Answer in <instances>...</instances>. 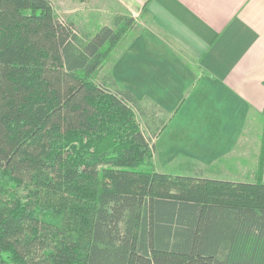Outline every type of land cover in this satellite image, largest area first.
Segmentation results:
<instances>
[{"label": "trees", "instance_id": "16d2710c", "mask_svg": "<svg viewBox=\"0 0 264 264\" xmlns=\"http://www.w3.org/2000/svg\"><path fill=\"white\" fill-rule=\"evenodd\" d=\"M138 28L0 0V264H264V106L255 182L157 171L106 69Z\"/></svg>", "mask_w": 264, "mask_h": 264}, {"label": "crops", "instance_id": "0c3cea01", "mask_svg": "<svg viewBox=\"0 0 264 264\" xmlns=\"http://www.w3.org/2000/svg\"><path fill=\"white\" fill-rule=\"evenodd\" d=\"M111 1L122 10L112 19L126 11L139 25L109 65L111 78L136 99L145 134L154 128L152 114L155 126L165 121L153 139L156 170L255 182L264 0Z\"/></svg>", "mask_w": 264, "mask_h": 264}, {"label": "rangeland", "instance_id": "374dc122", "mask_svg": "<svg viewBox=\"0 0 264 264\" xmlns=\"http://www.w3.org/2000/svg\"><path fill=\"white\" fill-rule=\"evenodd\" d=\"M57 18L62 22H71L74 31H92L100 25H111L114 13H121L120 7L111 0H49ZM106 69H109L107 64ZM140 121V118L138 117ZM261 138V120L259 121ZM144 132L148 130L143 129ZM261 153V139L260 152ZM258 159V160H259ZM172 173V172H171ZM179 173V172H174Z\"/></svg>", "mask_w": 264, "mask_h": 264}]
</instances>
